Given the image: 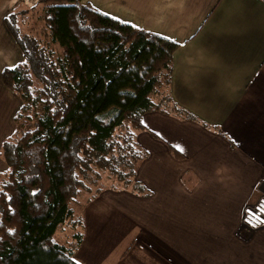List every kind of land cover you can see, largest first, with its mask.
<instances>
[{
  "label": "crops",
  "instance_id": "obj_1",
  "mask_svg": "<svg viewBox=\"0 0 264 264\" xmlns=\"http://www.w3.org/2000/svg\"><path fill=\"white\" fill-rule=\"evenodd\" d=\"M18 1L0 0L2 24ZM82 2L177 43L169 91L194 120L143 114L136 141L147 155L128 188L88 192L74 210L82 234L74 261L264 264V227L240 222L264 193V0Z\"/></svg>",
  "mask_w": 264,
  "mask_h": 264
},
{
  "label": "trees",
  "instance_id": "obj_2",
  "mask_svg": "<svg viewBox=\"0 0 264 264\" xmlns=\"http://www.w3.org/2000/svg\"><path fill=\"white\" fill-rule=\"evenodd\" d=\"M3 24L21 58L0 82L19 98L21 130L1 145L0 264H76L81 219L71 203L106 187L103 173L128 188L147 155L136 141L143 114L194 120L169 91L177 43L82 0L16 4Z\"/></svg>",
  "mask_w": 264,
  "mask_h": 264
},
{
  "label": "rangeland",
  "instance_id": "obj_3",
  "mask_svg": "<svg viewBox=\"0 0 264 264\" xmlns=\"http://www.w3.org/2000/svg\"><path fill=\"white\" fill-rule=\"evenodd\" d=\"M33 3V0H19L17 4L30 6ZM1 24L2 23L0 20V71L5 65L11 64L12 66L16 64L21 58L15 44H9L10 48L6 46L5 42L9 39L5 38V33L2 29V25L4 26V24ZM18 102L19 98L17 97L16 93L3 86L0 82V179L3 176L2 174L5 169V162L1 154L2 142L18 136V131L21 130L17 128V126L20 124L17 123V121L15 123L14 120V116L16 114L15 111L18 108ZM37 112H41L39 105L37 106ZM100 184L105 186H116L119 183L115 181L114 178L108 177L106 173H103ZM87 194L88 192L81 193L80 197H77L79 199L76 198L71 203L74 210H77V206L82 204V202L87 197ZM68 233V229L60 230L56 233V239L62 240V237Z\"/></svg>",
  "mask_w": 264,
  "mask_h": 264
},
{
  "label": "built area",
  "instance_id": "obj_4",
  "mask_svg": "<svg viewBox=\"0 0 264 264\" xmlns=\"http://www.w3.org/2000/svg\"><path fill=\"white\" fill-rule=\"evenodd\" d=\"M240 222L249 230L264 227V193L260 194L253 203L242 208Z\"/></svg>",
  "mask_w": 264,
  "mask_h": 264
},
{
  "label": "snow or ice",
  "instance_id": "obj_5",
  "mask_svg": "<svg viewBox=\"0 0 264 264\" xmlns=\"http://www.w3.org/2000/svg\"><path fill=\"white\" fill-rule=\"evenodd\" d=\"M13 67H16L15 65H13ZM183 150V149H181ZM251 222V221H250ZM76 264H80V261H76Z\"/></svg>",
  "mask_w": 264,
  "mask_h": 264
}]
</instances>
